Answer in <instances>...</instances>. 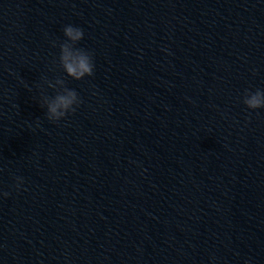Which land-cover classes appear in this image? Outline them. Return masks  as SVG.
Returning <instances> with one entry per match:
<instances>
[{"label":"clouds","instance_id":"1","mask_svg":"<svg viewBox=\"0 0 264 264\" xmlns=\"http://www.w3.org/2000/svg\"><path fill=\"white\" fill-rule=\"evenodd\" d=\"M65 39L61 42L53 41V47H59V66L67 77L79 81L85 77L94 75L93 53L84 48L77 47L78 43L84 38L83 29L73 25H66L63 28ZM44 82L48 89L54 91L50 96L42 92L40 106L44 108L46 118L49 121L57 122L65 118L70 113H75L82 103L75 89L66 86V81L62 77L49 80L44 77ZM30 90V89H29ZM243 103L249 110L264 109V89H256L254 92L245 90ZM14 188L19 191L24 184L23 177H14ZM11 193L0 192V196L7 198Z\"/></svg>","mask_w":264,"mask_h":264}]
</instances>
